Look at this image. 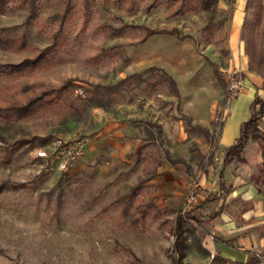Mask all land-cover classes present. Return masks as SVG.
I'll list each match as a JSON object with an SVG mask.
<instances>
[{
  "label": "rangeland",
  "instance_id": "rangeland-1",
  "mask_svg": "<svg viewBox=\"0 0 264 264\" xmlns=\"http://www.w3.org/2000/svg\"><path fill=\"white\" fill-rule=\"evenodd\" d=\"M181 1L69 0L65 11V0H38L36 17L0 5V40L6 42L0 44V101L24 102L72 80L64 98L45 100L28 117L0 119V264H169L174 211L152 203L139 217L136 205L151 204L144 202L141 190L130 212L123 210L122 196L147 174L140 165L134 167V153L121 164L106 152L86 156L84 149L74 166L58 172L37 158L36 150L57 138L86 142L97 132L100 110H119L130 114L134 125L155 130L158 117L174 111V100L181 96L222 97L230 71L224 21L220 14L207 27L197 8L173 15ZM149 29L162 32L145 37ZM45 48L49 51L36 59ZM209 61L222 67L221 79ZM171 63L183 87L181 96L158 70L144 73V81L124 84L103 107L79 92L90 83L112 84L149 66L165 69ZM178 115L185 120L183 113ZM218 131L215 124L214 134ZM256 159L260 163L252 151L251 160Z\"/></svg>",
  "mask_w": 264,
  "mask_h": 264
},
{
  "label": "crops",
  "instance_id": "crops-1",
  "mask_svg": "<svg viewBox=\"0 0 264 264\" xmlns=\"http://www.w3.org/2000/svg\"><path fill=\"white\" fill-rule=\"evenodd\" d=\"M218 17L226 27L228 69L242 76L240 92L224 113L218 133L214 134V113L222 106L225 88L218 100L186 99L171 63L159 68L178 82L181 97L174 100V111L158 117V131L134 125L131 115L119 110H100L97 132L84 144L85 155L106 152L125 163L126 154L134 153V167L140 165L147 172L137 182L144 202L174 211L175 217L184 214V261L219 264L215 257L237 262L257 257L264 264V196L258 191L264 182L261 142L246 143L243 161L223 162L225 148L234 143L240 125L250 116L252 100L264 97V0H218L214 24ZM148 132L154 134L153 140L147 139ZM250 151L258 154L260 163L251 160ZM193 179L200 183L199 201L186 209L184 195Z\"/></svg>",
  "mask_w": 264,
  "mask_h": 264
},
{
  "label": "trees",
  "instance_id": "trees-1",
  "mask_svg": "<svg viewBox=\"0 0 264 264\" xmlns=\"http://www.w3.org/2000/svg\"><path fill=\"white\" fill-rule=\"evenodd\" d=\"M66 1L65 11L67 9V4L69 0ZM217 2L218 0H195V1H185L182 0L178 7L173 11V15L183 14L185 11L193 8H197L204 12L206 26L212 27L214 24V20L217 16ZM0 5L5 8L12 9H21L27 13L28 16L36 17L38 15V0H0ZM64 16V14H63ZM62 23L58 25V29L52 34V38L54 42L57 41L58 34L61 30ZM162 32L158 29H149L145 35L148 37L152 34H157ZM170 32V31H169ZM24 37L20 39V44H24ZM4 44L0 40V44ZM49 51L47 48L40 51V54L36 57L40 58L42 55L46 54ZM213 73L214 75L221 79V74L218 71L217 66L212 63ZM154 70H158L163 79L170 85L174 92L177 91L176 81L167 71L161 69L156 66H149L145 68L141 72H133L125 75L118 81L112 84H88L82 92L84 91L87 94V100L94 104L97 107H103L109 97H111V93L116 90L122 88L124 84L127 82L135 81L141 82L144 81V73L152 72ZM72 80H68L66 83L59 87H49L42 91L40 94H35L30 98L26 99L24 102L19 101L17 99H5L0 101V119L6 122H10L13 120L21 119L24 117H28L32 115L35 110L47 99H50L54 96L64 98L63 92L67 87V84L71 83ZM258 106V107H256ZM261 121L264 122V98L255 96L251 103V112L249 118L242 122L240 125L239 135L234 141V143L224 150L223 162L228 163L231 161H243V149L246 143L249 140H258L261 142L262 150H261V161L262 167H264V131L261 129ZM155 131H158L159 127L155 126ZM154 134L148 132L147 139L153 140ZM1 139V138H0ZM20 186H23L21 184ZM140 182L133 186L131 190L122 196L127 206L123 210L125 213H129V207L131 205V201L134 199L135 195L140 189ZM258 191L264 196V182L258 186ZM153 207V204H137L136 205V213L139 217L144 218L146 216L147 210ZM184 214H179L175 217L174 220V233L175 239L171 248V259L169 264H190L184 261L185 256V248H186V229L183 220ZM188 230V229H187ZM215 259L219 262V264H259V260L257 257H252L247 262H237V261H227L220 257H215Z\"/></svg>",
  "mask_w": 264,
  "mask_h": 264
},
{
  "label": "built area",
  "instance_id": "built-area-1",
  "mask_svg": "<svg viewBox=\"0 0 264 264\" xmlns=\"http://www.w3.org/2000/svg\"><path fill=\"white\" fill-rule=\"evenodd\" d=\"M242 87V76L238 70L232 69L225 76V90L222 98V106L215 110L214 122L220 128L224 113L231 101L238 95ZM79 92H82L79 89ZM84 139L79 137H66L55 139L48 147L36 150V156L42 159L49 169L65 172L74 166L82 157L84 152ZM200 183L193 179L190 181L185 195V208L189 209L199 201Z\"/></svg>",
  "mask_w": 264,
  "mask_h": 264
}]
</instances>
